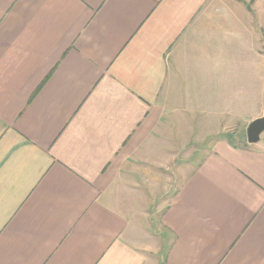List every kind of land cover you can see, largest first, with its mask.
Segmentation results:
<instances>
[{"label":"crops","instance_id":"obj_1","mask_svg":"<svg viewBox=\"0 0 264 264\" xmlns=\"http://www.w3.org/2000/svg\"><path fill=\"white\" fill-rule=\"evenodd\" d=\"M262 13L0 0V264H264V139L220 135L264 107Z\"/></svg>","mask_w":264,"mask_h":264},{"label":"rangeland","instance_id":"obj_2","mask_svg":"<svg viewBox=\"0 0 264 264\" xmlns=\"http://www.w3.org/2000/svg\"><path fill=\"white\" fill-rule=\"evenodd\" d=\"M259 16H260V14H258V16H257V13H256V16L254 18H256V17L259 18ZM262 16H264V13H262ZM259 20H260V18H259ZM263 40H264V38H263ZM262 44H263V48H264V42ZM250 55H251V51L248 50V56L247 57L250 58L249 57ZM258 70H260L262 72L261 73V77H264V58L261 59V64H260V67H258ZM249 76L250 75H248V77ZM251 76H252V80L254 82V80H255V72L254 73H251ZM263 108H262V111L261 112H258V114L256 116H252V113L255 110H253L252 112H249V115H250L249 117L245 116L246 114L244 112L243 115L239 118V120L241 121V122H239L240 123L239 125H235L234 127L227 129L226 132H224L223 134L221 133L220 135L222 137H225L233 145H237L239 147L244 146L245 144H244V142H242V139L243 138L246 139V134H245L246 127L244 125L245 124H248V122H250L252 120L250 117L256 118V117L260 116L262 114V112H263ZM248 109H246V110L248 111ZM260 136H261L260 139L263 140L264 139V132ZM213 140L214 139H212V138H209L208 140H203V142H201L199 140V144H198L199 150H197L198 151L197 154H195L194 157L191 158V161H189L188 164H190V162L191 163H195L198 160H200L202 158L203 154H204V150H206L209 147L210 143ZM263 144H264V141H263ZM181 180H182V178H181ZM177 183H178V181H177V179H175V181L173 182L172 188H170L169 191H171V189H174L176 187ZM169 191H168V194L170 193ZM168 194L166 192V193H164L161 196L152 195L151 202H150V204H148L150 206V217H148L147 220H142V221L145 223V226L146 227H147V225H146L147 224V221H149L150 224H149V228H147V229H149L150 232H152L153 234H154L153 231L155 229H157V227H158V220H159L158 218L160 217V214H161L160 213L161 212L160 210L163 207L162 204H164V201H166L169 198V195ZM162 256H164V251L163 250H162V252L160 251L159 254L156 257V258L159 259L158 262L160 264H162L161 262L163 261Z\"/></svg>","mask_w":264,"mask_h":264},{"label":"water","instance_id":"obj_3","mask_svg":"<svg viewBox=\"0 0 264 264\" xmlns=\"http://www.w3.org/2000/svg\"><path fill=\"white\" fill-rule=\"evenodd\" d=\"M263 132H264V108L260 116L248 122L245 129L247 142L249 144L257 143L260 140L261 138L260 135H262Z\"/></svg>","mask_w":264,"mask_h":264},{"label":"trees","instance_id":"obj_4","mask_svg":"<svg viewBox=\"0 0 264 264\" xmlns=\"http://www.w3.org/2000/svg\"><path fill=\"white\" fill-rule=\"evenodd\" d=\"M242 142H244V144L247 145V141H246L245 138L242 139ZM229 143H230V142H229ZM230 144H232V143H230ZM232 145H233V144H232Z\"/></svg>","mask_w":264,"mask_h":264}]
</instances>
